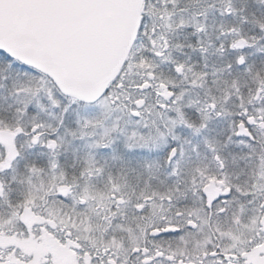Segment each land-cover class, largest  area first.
Returning <instances> with one entry per match:
<instances>
[{
	"label": "snow or ice",
	"instance_id": "obj_1",
	"mask_svg": "<svg viewBox=\"0 0 264 264\" xmlns=\"http://www.w3.org/2000/svg\"><path fill=\"white\" fill-rule=\"evenodd\" d=\"M0 264H264V0H0Z\"/></svg>",
	"mask_w": 264,
	"mask_h": 264
}]
</instances>
